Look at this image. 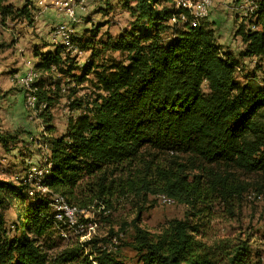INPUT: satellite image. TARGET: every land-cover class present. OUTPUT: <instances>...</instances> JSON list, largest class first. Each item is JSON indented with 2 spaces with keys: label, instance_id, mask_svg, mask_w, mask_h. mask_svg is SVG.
<instances>
[{
  "label": "trees",
  "instance_id": "16d2710c",
  "mask_svg": "<svg viewBox=\"0 0 264 264\" xmlns=\"http://www.w3.org/2000/svg\"><path fill=\"white\" fill-rule=\"evenodd\" d=\"M168 2L123 0L135 17L134 28L112 48L126 60L98 75L104 95L91 107L73 99L78 119L63 134L43 139L48 172L38 183L48 192L31 196L30 183L0 179V264H126L124 245L140 264H247L246 250L227 239L210 241L206 227L216 204L245 190L234 184L236 172L264 176V78L258 81L253 73L239 81L240 62L220 51L204 20L193 25L188 11L171 9ZM30 4L0 0L1 17L32 21ZM248 18L258 29L240 25L245 50L239 56L258 57L264 64V0L256 19ZM75 41L80 45L79 37ZM70 56L59 45L40 54L34 66L41 75H60L51 87L40 78L32 86L36 109L45 106L41 117L61 97V76L76 85L87 81V66L82 75H72ZM69 92L73 98L75 87ZM11 138L0 129L4 147ZM55 194L79 210L94 207V218L78 222L83 229L68 228L77 235L65 245L58 238L68 226L51 206ZM158 194L185 205L187 213L151 232L142 227L141 214L148 197ZM132 199L135 217L117 229L110 224L106 236L92 231L88 236L90 224L101 218L110 223L114 205ZM11 212L17 223L9 221Z\"/></svg>",
  "mask_w": 264,
  "mask_h": 264
},
{
  "label": "rangeland",
  "instance_id": "374dc122",
  "mask_svg": "<svg viewBox=\"0 0 264 264\" xmlns=\"http://www.w3.org/2000/svg\"><path fill=\"white\" fill-rule=\"evenodd\" d=\"M28 1L31 2L30 0ZM181 1L184 0H172V2L165 3V5L171 9H177ZM210 1L209 14L204 20V24L209 29L211 28L212 23L209 18L214 14V4H223L221 6V8L223 7L221 13L223 15L222 24L224 25V35L226 38H224L225 40L223 39V44L219 45V47L221 52L229 53L232 58L241 63V71H237L239 81L245 82L247 76L251 77L253 73H256L258 81H261L264 78V64H262V61L260 62L257 59V63H253L250 57L243 58L239 56V53L244 49V42L242 36L237 34V30L242 23L246 25V30L249 27V18L243 17L240 12L236 14L238 10L236 8H238L240 0ZM10 2L16 6H20L23 0H10ZM99 2L102 4L100 7ZM87 3V10L77 12V18L81 17L83 21L79 22L78 26L73 25L74 22H72V28L75 30L77 37H79L80 45L74 40L75 48L73 49H76V52L68 51L71 53L70 57L75 61V63L73 62L75 66H73L72 75H82L87 66V81L76 85L70 81L68 75L61 76L59 84V87L62 88V91H60L61 97L50 108L47 117L40 116V113L45 109L43 104L35 110L26 105V89L16 80L21 75H15L14 78V74L17 73L16 70L7 73L8 76L11 75L8 80L5 78V81L0 82V109L6 108L11 111L7 113V116H5L6 113L0 114V125L2 127L0 129L13 137L9 140L6 147L0 143V179L15 184L22 182L30 183L33 188L32 193H34L33 195L29 194L31 196H34L36 193L46 194L42 193L36 184V181L38 182L42 176L40 175V171L47 167V155H49L43 139H47L45 138L47 136L51 137V135L59 136L63 134L69 124L72 125L78 119L80 110L74 109L70 105L73 99H81L86 102L88 107H91L93 101L100 95H104L105 92L100 88L98 83V75L109 72L114 65L123 63L126 60L125 54L115 51L112 45L120 39L123 33L133 30L135 17H132L129 10L124 7L123 0H87ZM50 5L47 6L50 8ZM129 5L131 7L134 6V2H129ZM58 15L65 18L60 23L67 20L65 16ZM171 23H174V20ZM31 26L32 23L23 21L22 19H8L5 21L0 14V63H3L4 60L7 61L4 55L8 56L10 51L11 53L16 52L19 46L16 49L15 42L19 38L24 39L23 47L29 48V58H31L35 50H42L46 45L54 43L52 38H48V34L44 35L47 39H45L46 37L38 36L39 33L36 32V26H32V28L34 27L32 30ZM138 30L139 28L136 29V31ZM216 30L218 37L214 33L213 36L218 44L221 42V36L218 28ZM13 32L16 35L18 34L16 40H14L15 35ZM51 34H53V31H51ZM80 46L83 48H80ZM18 53L21 54L23 52L19 51ZM2 55L4 59H2ZM4 64L6 63L4 62ZM30 70H34V66L22 75H26ZM39 74V81L45 83L47 87H51L52 84L50 82L53 83V78H60V75H55L56 73L51 75ZM72 87H75L76 94L73 98H69V88ZM21 95L24 97L25 102L22 100ZM54 97H56V94ZM15 104L16 107L14 106ZM12 112L16 114L15 118L13 117L14 114H11ZM49 125L53 127L51 133L47 131ZM234 184L242 185L245 190L240 195H235L226 204H216L212 211V219L208 227H206L208 228V239H211L210 241L216 238L227 239L232 243V246H239L240 250H246L248 254L246 256L247 264H264V176L259 174L243 175L236 172ZM252 193L261 195V199L258 201L248 199V195ZM50 201L53 210L56 211V207L52 205V197ZM69 205L74 209V214H77V218H74V226L70 227L68 221L65 220L68 227L61 228L62 239L58 238V241L64 245L69 239L77 235L75 231L68 228H82L83 226L78 225L81 219H92L95 216L94 207L79 210L77 207ZM137 210L136 199L115 204L110 211V223L102 221L101 218V221H98V225L89 226L88 236L91 234V231L92 234L96 233L99 236H106L110 229V224L116 226L117 229L118 225L123 221L131 220L135 217ZM186 211L187 207L183 204L164 205L155 196L150 195L148 197V204L141 214V225L151 232H156L168 221L175 218H184L187 213ZM9 217V221L16 223L19 221V217L14 212H11V216ZM86 237H83L82 240ZM122 255L126 264H140L136 253L130 247L124 245Z\"/></svg>",
  "mask_w": 264,
  "mask_h": 264
},
{
  "label": "crops",
  "instance_id": "0c3cea01",
  "mask_svg": "<svg viewBox=\"0 0 264 264\" xmlns=\"http://www.w3.org/2000/svg\"><path fill=\"white\" fill-rule=\"evenodd\" d=\"M27 1L28 0H23V3L20 4V6L23 5L24 3H26ZM30 1H31L30 5L32 7V21H28L24 18L22 20L32 23V26H36V28H37L36 32L39 33L38 36L44 37V35L48 34V38H52L51 31H52L53 27L56 26L58 23L64 21L65 18L62 16H59L58 13H56L51 7L47 8V9L40 8L37 4V0H30ZM44 1H45L46 5H50L52 2V0H44ZM239 4H238V8H236V6H235V8L238 9L236 11V14H237V12H240V14L243 15V17H244L245 16L244 11L242 8H240ZM87 5H88V3H87ZM101 5L102 4L100 3L99 7ZM221 6H223V4H220V3L218 5L214 4V7H213L214 14H212V16L209 18L210 22L212 23V26L210 28L212 33H214L215 36L218 37V33H217L216 29L218 28V31L220 32L221 39L220 38H218V39H220L221 42L218 43V45L223 44V39L226 38V36L224 35V33H225L224 32V25L222 24L223 15L221 13V9L223 7L221 8ZM99 7H97V8H99ZM233 9H234V7H233ZM215 12L217 13V15H215L216 14ZM236 16H239V15H236ZM82 21L83 20L80 17L76 22L73 23V25L78 26L79 22L81 23ZM222 25H223V27H222ZM32 26H31V30L34 28V27L32 28ZM14 35H15L14 40H16L18 38V34L16 35L14 33ZM45 39H47V37ZM52 40L54 42L53 44L46 45V47L43 48L42 50H38V51L35 50L34 54L31 55V58H29L28 54H29L30 50H29V48L27 49V48L23 47L24 39L19 38V40L17 42H15V46H16V49L18 48L17 46H19L20 49L18 48L15 53L14 52L11 53V51H10V53H8V56L4 55L5 58H7V61L4 60L3 63L2 62L0 63V82H3V80L5 81V78H7V80H8V78H10L11 75L8 76L7 73L12 72L13 70L17 71V73L14 74V78H15V75L19 76V75L26 73V71L28 69L35 66V64L38 62L40 54H47L49 52L55 51L56 48L59 46V41H57L58 42L57 43L53 38H52ZM244 50H245V45H244L243 51ZM19 51L23 52V53H21L22 55L18 53ZM240 53H239V55H240ZM18 55H20V56H18ZM2 59H4L3 55H2ZM4 62L6 64H4ZM238 66L240 67L241 63ZM1 73H3V74H1ZM16 84L18 85L17 81H16ZM22 100L25 102V99L23 96H22ZM14 106L16 107V104ZM13 110H14V108H13ZM9 112H11L10 109H6V108L0 109L1 115L6 113L5 116H7V113H9ZM11 114H14V112H12ZM15 116H16V114H14L13 117L15 118ZM0 127H1V125H0Z\"/></svg>",
  "mask_w": 264,
  "mask_h": 264
},
{
  "label": "bare ground",
  "instance_id": "6f19581e",
  "mask_svg": "<svg viewBox=\"0 0 264 264\" xmlns=\"http://www.w3.org/2000/svg\"><path fill=\"white\" fill-rule=\"evenodd\" d=\"M182 6L179 4V8H182L186 11H188V14L190 16V21L193 25L199 24V22L203 21L206 19V17L209 14V7L211 4L210 0H196L191 2L190 0H184L182 1ZM195 4H202V11L200 8H196ZM86 6L87 5V0H86ZM241 8L245 11H252V0H241ZM259 10V0H256V2L253 3V11L257 12ZM185 11V12H186ZM185 15V14H184ZM186 17V16H185ZM180 18L183 19V13L180 14ZM253 19H256V14L253 15ZM78 19H72L71 21H67V34H63L61 36V39L59 40V45H61L64 48H67L68 44V49H73L75 48V38L77 35L75 34V30L72 28V22H76ZM175 20V19H173ZM253 24H256L253 22ZM60 28H65V22L58 24L57 26H54L52 31L53 34L55 31H59ZM253 31V30H252ZM258 57H255V63H257ZM237 70L241 71V68L237 66ZM32 70H30L26 75H30ZM33 80H27V83L25 84V89H26V105L31 108V109H36V104H37V97L34 94L33 91V84L39 80V74L33 70ZM48 172V167L40 171V175H44V173ZM29 180H31L29 178ZM38 188L44 192L47 193L48 189L46 187L40 186L38 182H36ZM33 191V190H32ZM32 191H29V194L33 195ZM31 192V193H30ZM155 198L161 202L164 205H174L176 204L175 200L168 197L165 194H158L155 196ZM248 199L252 201H258L261 199V195H258L256 193H252L248 195ZM58 201L62 203L63 207H70V205L66 202L65 198L61 195L55 194L52 196V205L53 207H56V215L57 217L62 216V213L64 214V208L58 207ZM71 214H74V209L70 207ZM68 224L70 227L74 226L75 224V219L71 218L70 222L68 221Z\"/></svg>",
  "mask_w": 264,
  "mask_h": 264
},
{
  "label": "built area",
  "instance_id": "2783aa9c",
  "mask_svg": "<svg viewBox=\"0 0 264 264\" xmlns=\"http://www.w3.org/2000/svg\"><path fill=\"white\" fill-rule=\"evenodd\" d=\"M254 2H256V0H252V11L243 10L246 17H252L253 18V15L256 14V12L253 11V3ZM37 4L42 9L49 8V6L46 5L44 0H37ZM180 4H181V6L183 5L182 1ZM195 6H196V8H200L201 12H203L202 11V4H195ZM50 7L53 10H55L58 14H61L67 18V20L65 21V28H60L59 31H55L54 34H51L52 38L56 42L61 39V36L63 34H67V32H68L67 31V21H71L72 19H78L77 18L78 17L77 12L81 11V10H85V9L87 10L86 0H53L51 2ZM240 8H241V0H240ZM182 20L189 21V17H185V15L183 14ZM248 28L250 30L255 31L258 29V25L251 23V24H249ZM66 50L76 52V49H68V44H67ZM251 59H252L253 63H255V57H252ZM34 77L35 76H33V70H32L30 75H21L19 78H16V80L25 89V84L27 83V80H33ZM25 93H26V91H25ZM32 190H33V188L30 191H32ZM57 206L64 208V215H62L60 217H56L58 220H66V221L70 222L71 218H77V214H71L70 207H63L62 203H60L59 201H58Z\"/></svg>",
  "mask_w": 264,
  "mask_h": 264
}]
</instances>
